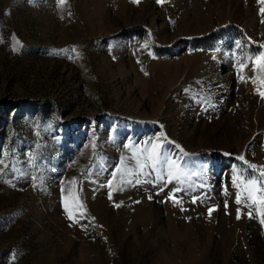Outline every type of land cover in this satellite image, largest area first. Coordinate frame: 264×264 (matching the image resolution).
<instances>
[{"label":"rangeland","instance_id":"374dc122","mask_svg":"<svg viewBox=\"0 0 264 264\" xmlns=\"http://www.w3.org/2000/svg\"><path fill=\"white\" fill-rule=\"evenodd\" d=\"M261 54L264 0H0V264H264Z\"/></svg>","mask_w":264,"mask_h":264},{"label":"snow or ice","instance_id":"6c2138e0","mask_svg":"<svg viewBox=\"0 0 264 264\" xmlns=\"http://www.w3.org/2000/svg\"><path fill=\"white\" fill-rule=\"evenodd\" d=\"M58 2L60 4V6H63L66 3V0H58ZM157 2L158 3H163L164 0H157ZM14 50H16V51L19 50V41L16 42V45L14 46ZM257 59H259L261 61H264V54H261V56L258 57ZM177 147H179V146L177 145ZM161 149H162V145L161 144H157V143H153L152 144V152L148 156V160L151 162V167L153 168V170H156L157 165H161V166L167 165V166H169V168L175 167V161L172 160L171 157H168L167 155L162 154ZM140 167L143 168V167H145V165H141ZM251 167H255V166L253 165ZM167 176H168V182H171V180L173 178H178V177H175V174L172 171H168L167 172ZM158 179H164V177L163 176H159ZM261 179L264 180V172L261 173ZM136 182L140 183L139 179H137ZM248 183L255 184L256 180L255 179H250L248 181ZM113 190H115V189H113ZM176 191H180V189L177 188ZM258 192L260 193V195L262 197L261 200L259 201V203L264 204V187L258 189ZM109 198H111V196ZM249 198L253 199L254 203L256 202L254 197L252 196L251 192H249ZM240 202H241L240 201V196L238 195L237 199H236V203L239 204ZM174 203H178V201L174 200ZM118 206L119 205H117V207ZM211 211H212V209L209 210L210 213H211ZM69 218L71 219L72 217L70 216ZM237 218L239 219V209H238ZM262 223H264V221H262Z\"/></svg>","mask_w":264,"mask_h":264}]
</instances>
